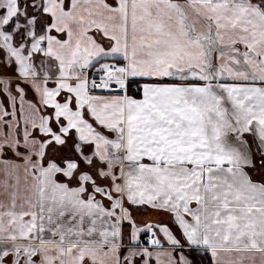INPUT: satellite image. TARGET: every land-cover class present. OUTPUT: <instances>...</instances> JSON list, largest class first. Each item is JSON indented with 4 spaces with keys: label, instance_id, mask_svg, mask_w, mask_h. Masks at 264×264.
I'll return each mask as SVG.
<instances>
[{
    "label": "snow or ice",
    "instance_id": "obj_1",
    "mask_svg": "<svg viewBox=\"0 0 264 264\" xmlns=\"http://www.w3.org/2000/svg\"><path fill=\"white\" fill-rule=\"evenodd\" d=\"M0 264H264V0H0Z\"/></svg>",
    "mask_w": 264,
    "mask_h": 264
}]
</instances>
